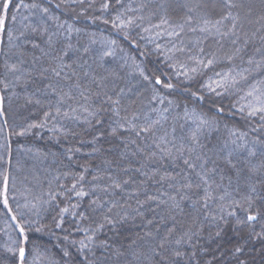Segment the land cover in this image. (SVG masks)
Instances as JSON below:
<instances>
[{"label":"trees","instance_id":"trees-1","mask_svg":"<svg viewBox=\"0 0 264 264\" xmlns=\"http://www.w3.org/2000/svg\"><path fill=\"white\" fill-rule=\"evenodd\" d=\"M199 2L12 0L7 26L13 39L10 42L6 35L0 36V97L5 110V116L0 117V192L7 175L11 209L9 213L4 208L0 195V264H20L18 250L9 251L16 248L13 241L20 239L16 224L25 228L28 238L26 264H150L151 250L159 251L158 243L173 226L176 231L169 237L168 248L182 253L181 258L172 256L179 264H264V113L249 115L250 105L261 107L264 101V0H235L239 5L232 9L239 17L235 45L233 36L221 39L193 32L188 26L179 36L169 35L186 15L197 20L206 12L218 16L219 8H198ZM45 8L46 13L42 11ZM12 16L16 17L14 23ZM161 18L171 26L155 27ZM49 37L51 44L46 42ZM33 42L40 47H33ZM237 47L242 50L231 61L226 59ZM65 50L64 62L70 67L64 68L60 77L51 71L41 75L43 69L59 66ZM213 55L211 66L196 64L195 58L206 62ZM6 65H16L19 71L13 73ZM137 65L153 80L159 76L173 88L145 81ZM225 73H231L237 82L224 81ZM216 81L225 86L217 87ZM5 83L9 84L7 90ZM254 87L258 91H253ZM61 89L73 99L65 97L59 103ZM108 96L120 100L122 115L138 116V124L160 119L155 137L167 134L166 146L172 155L161 153L152 136H131L136 143L125 146L122 138L107 135L111 112L104 113L105 123L98 130L84 122L83 110L72 111L81 105L91 110ZM57 107L59 116H55ZM45 111H51L55 119L30 129L27 135H18L28 124L41 123ZM186 111L216 122L213 128L202 130L200 142L207 147L197 149L210 157L205 167L214 199L208 201L207 210L202 207L204 185L177 155L182 143L190 144L188 137L196 127L193 118L185 119ZM101 131L105 135L91 143ZM192 159L195 161V154ZM229 160L231 165L226 162ZM200 171L197 167L196 172ZM184 176L193 183L192 189L182 187ZM113 181L120 187H113ZM196 184L201 188L196 189ZM224 189L236 199L252 198L251 212L258 219L241 225L239 233L233 231V217L227 225L211 220L221 203L215 197L223 195ZM81 190L87 193L82 198L76 195ZM170 195L176 196L179 209L170 207ZM184 195L190 199H181ZM148 196L168 203L157 207ZM194 201L200 203L193 207ZM247 214L238 213L240 217ZM105 217L114 223L108 224ZM217 226L224 228L220 237H216ZM189 229L200 234L176 245L174 241ZM146 232L152 236H145ZM81 241L87 247L82 249ZM237 246L242 247L240 253L235 252ZM169 255L165 254L161 264H169Z\"/></svg>","mask_w":264,"mask_h":264},{"label":"snow or ice","instance_id":"snow-or-ice-1","mask_svg":"<svg viewBox=\"0 0 264 264\" xmlns=\"http://www.w3.org/2000/svg\"><path fill=\"white\" fill-rule=\"evenodd\" d=\"M10 6H14L12 4V0H0V36L6 35L8 37V40L11 42V40L13 39V31L10 30L7 26V21L9 19V8H10ZM21 6L22 7H32V8L38 7V5H36V4H32V5L21 4ZM105 7H107V5H105ZM197 7L203 8V9H208V8L217 9V8H219L220 11H219L218 16L215 18L212 17L210 12H206L205 15H202L199 17V20H197V18L193 15H186L185 17L182 18V22L176 23L175 27L172 28V32H170L169 35L179 36L181 34V32L184 31L185 26H188V28L193 32L199 31L201 33H206L208 35L218 36L221 39L229 37V36H233V37H235V39H232V41H231L232 44L235 45L237 43L239 36L236 33V29L238 27L239 17H238V15H233L232 9L239 7V5L235 2V0H200V2L197 4ZM17 10H19V9H17ZM42 11H44L46 13L47 9L45 8ZM188 11H189V13H191L193 11V8L189 7ZM262 19H264V17H262ZM11 20L14 23L16 20V17L12 16ZM165 25L171 26L169 24V21L166 18H161L160 23L155 25V27L161 28ZM176 29H179V31H177ZM33 31L35 32L36 30L33 29ZM145 31H149V29H145ZM69 32H71V28H69ZM157 34L162 35V33H157ZM46 42L51 44V37H49ZM2 43H3V40L0 39V44H2ZM244 43L246 44L247 40H245ZM33 47L39 48L40 45L36 42H33ZM68 47L70 48L71 45H69ZM241 50L242 49L240 47H237L233 50L232 53L226 54L225 58L228 59L229 61H231L234 58L235 54L239 53ZM41 51L43 52L44 49H41ZM85 51H87V49H85ZM200 51L203 52V49H200ZM106 54L110 55V53H106ZM67 55H68V51L65 50L63 52V55H61L59 57V60H60L59 66L53 67L51 69H47V68L43 69V72L41 73V75H43L46 72L51 71V73L55 77H60L61 72L64 70V68L70 67V65H68L64 62V56H67ZM195 59H196L197 65L211 66L214 63L215 55H213L212 59H208L206 62H205V60H202V59H198V58H195ZM249 63L250 64L252 63L251 59L249 60ZM6 67H8V70L13 72V73L19 71V68L16 65H11V66L6 65ZM137 68L140 69L141 76L143 77V79L145 81H150L154 85H162L163 84V86L168 88V89L173 88V85L171 83L162 81L159 76L155 77V79L153 80V78L150 77L144 71L143 68H140L139 65H137ZM191 71L196 72L197 68H192ZM244 71H248V70L245 69ZM217 75H221V74L217 73ZM236 75L240 76L241 78H244L242 73H237ZM17 79H19V78L17 77ZM223 79H224V81L231 79V81L233 83L237 82L236 77L232 76L231 73H225L223 76ZM215 83H216L217 87L225 86L224 83H222L221 81H216ZM8 87H9V84L5 83L4 84L5 90H7ZM49 87H53V86L50 84ZM208 87L212 91H215L214 88H211V85H208ZM53 90L55 91L54 88H53ZM155 91L156 90L154 89V93H155ZM253 91H258V89H255V87H254ZM61 93H62V95L60 96L59 103H63L65 97L68 100L73 99L72 95H70L69 93H63L62 89H61ZM217 94H219V93H217ZM81 95L83 96L84 94L81 93ZM193 95L195 96V93H193ZM248 95L249 96L253 95V92L250 91L248 93ZM84 99L87 100L88 99L87 96H84ZM160 100L162 103L163 98L161 97ZM28 102L31 103L32 102L31 99H29ZM36 102L39 103V101H36ZM169 103H171V101H169ZM260 103L262 105L261 107H255V106L250 105V107H252V111L249 112L250 116L255 115L256 112L264 113V101H261ZM105 104H110L111 106L106 108L104 106ZM119 105H120V100L118 98L113 99L111 96H108L106 101L101 103L98 107L91 108V110H90V106L81 105L80 109L73 108L72 111L75 113L78 110H83L86 113L84 122L91 125L93 128H97L98 130L105 123L104 113L111 112L113 119H111V122L108 124V130L106 133L107 135L112 136V137L122 138L121 143H124L125 146H127L128 143H133V144L136 143L135 139L130 138L131 136H135L136 138H147L149 136H152L155 147L157 149H159L161 153H164L168 156L172 155L171 150L168 149L166 146L167 134H165V136L155 137L154 129H155L156 125L160 124V119H157L154 121H149V122L144 123L142 125L138 124L137 121H138L139 117L136 116L135 114H132L131 116H128L127 114L122 115ZM126 111L127 110H125V113H126ZM59 115H60V108L57 107L55 110V116H59ZM64 115L67 116L68 113H64ZM3 116H5V110L3 108V97H0V117H3ZM55 116H53V113L51 111H45L43 113V121L41 123H39V124H36V123L28 124V126L26 128H23L18 133V135L24 136V135H27L29 133L30 129H32V128L44 127L45 123L50 118L55 119ZM189 116L191 118H193V122L196 123V127L194 130L191 131V133L188 137V139L190 140V144L188 146H185L182 143L179 146V148H177V155H178V158L183 159V163L187 167V169L191 172H194L196 174V176L199 177V180L202 182V184L204 185V187L202 189L203 194H204L202 207L205 210H207L209 208L208 201L214 199V197L212 195L213 185H212V183H210L209 179L207 178L209 176V171L205 167V165L208 163V160L210 159V157L207 156V152H203V151L198 152L197 149L199 148L202 150V149L207 147L206 145H203L200 142V136L202 134V130L204 128H213L215 126L216 122L212 119H208V118H205L202 116H197V114L195 112H192L191 114H189L186 111L185 119H188ZM73 119H78V118L73 117ZM145 119L147 120V117ZM262 119H264V116H262ZM6 123L7 122L5 121V124ZM173 131H175V129H173ZM125 133H127L128 135L125 136L124 135ZM103 135H105V133L103 131H101L100 135H94L93 140L90 142L94 144ZM174 147H175V145H174ZM77 151H79V149H77ZM185 152L188 153L187 156H185ZM193 154H195V161H199L200 162L199 164H197L192 159ZM152 155H155V153H152ZM226 162L231 165L230 160L226 161ZM213 163L215 164V162H213ZM197 167H199L201 169L200 172H196ZM232 167H235V166L232 165ZM87 171H88V169L85 168V172H87ZM137 171H139V169H137ZM80 179L83 180L84 177L81 176ZM161 179L162 180L163 179H173L174 180L175 177H161ZM182 179L185 181V183L183 184L182 187L187 188V189L193 188L194 185L191 182V180L188 178V176H184V177H182ZM229 182H231L230 177H229ZM124 183H127V181H124ZM112 186L119 188L120 184H119V182L113 181ZM75 187H76V185L74 184L73 188H75ZM217 187H219V186H217ZM195 188L200 189L201 184H196ZM105 191H107V189H105ZM251 191L252 192L256 191L254 186L251 187ZM7 192H8V176L4 175L3 176V189H2V192H0V195L3 196L2 202H3L4 208L9 209V213H10L11 209L9 208V204H8ZM76 195L78 197L82 198L85 195H87V193H85L83 190H81V191H77ZM185 198L190 199V197H187L186 195L181 196V199H185ZM147 199L151 200V201H156L157 207H159V205L161 203L167 204L168 201H171L172 203H171L170 207L172 209H179L180 208V203L177 201L176 196L170 195L168 197V201L160 200L158 197H155V196H148ZM215 199H218L221 203H220V207L218 210V214L217 215H211V220L213 222H216L217 220H219L223 224L227 225L229 223V220H228L229 217L235 218V226L233 227L234 232L239 233V231L241 230V228H240L241 225L251 223V222L256 221L258 219V216L256 214H252V212H251L253 201H252V198H250L249 196H244L241 199H236V198H233L231 196V194L227 191V189H224L223 195H219L218 197H215ZM93 203H95V201ZM198 203H200V201H194L193 207H195L196 204H198ZM113 206H115V205H113ZM143 206L144 205L141 203L140 208H142ZM65 211H66V209H65ZM135 211L138 214L142 215V213L139 212V208L135 209ZM240 211H244L248 214L245 217H240L238 215V213ZM11 218L13 221L16 220L15 216H12ZM124 218L126 219L127 216L125 215ZM205 218L207 219L208 217L206 216ZM105 219L107 220L108 224L114 223V220L110 217H105ZM171 219L173 221H175V216H172ZM147 223L152 224V220H148ZM103 227H104V225L101 224L100 228L102 229ZM16 228L19 230V238L20 239L18 241H13V243L16 245V248L15 249L9 248V251H17L18 250L20 264H26V255H25L26 248L24 245L27 244L28 238L25 235V228L24 227H22L19 224H16ZM37 231H39V229H37ZM157 231H159V229H157ZM175 231H176V229L174 226L168 230L167 234L161 239V241L157 245V248L159 249V251L156 248L151 250V256L148 257L150 264H161V262L164 260L165 254H168V253H171V255H169V264H179V259H172V256H174L176 258H181L182 253L179 251L178 248H176V249H169L168 248V244L171 242L169 240V237H171ZM223 232H224V228L217 226L216 237H220ZM199 234H200L199 232H194V231H191V229H189V231L184 232L182 235H180L179 239H176L174 242L176 245H180L185 240L191 241L193 236H198ZM251 235L252 234L250 233V236ZM256 235H259V234H256ZM145 236H152V233L146 232ZM88 239H89V242H91L92 237H88ZM140 239H143V237H141ZM133 243H135V241H133ZM80 245H81L82 249L87 247V245L84 243V241H81ZM129 247H131V245H129ZM241 251H242L241 246H237L235 248L236 253H240ZM65 255H67V253H65ZM136 256H137V254L135 252H133V257L136 258ZM193 256H195V253H193ZM155 257H159L160 258L159 261H156L154 259ZM34 259H35V257H34Z\"/></svg>","mask_w":264,"mask_h":264}]
</instances>
